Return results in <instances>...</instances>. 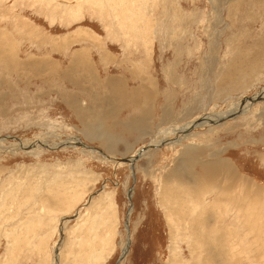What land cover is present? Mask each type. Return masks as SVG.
I'll return each mask as SVG.
<instances>
[{
  "label": "rangeland",
  "instance_id": "374dc122",
  "mask_svg": "<svg viewBox=\"0 0 264 264\" xmlns=\"http://www.w3.org/2000/svg\"><path fill=\"white\" fill-rule=\"evenodd\" d=\"M263 190L264 0H0V264H264Z\"/></svg>",
  "mask_w": 264,
  "mask_h": 264
},
{
  "label": "bare ground",
  "instance_id": "6f19581e",
  "mask_svg": "<svg viewBox=\"0 0 264 264\" xmlns=\"http://www.w3.org/2000/svg\"><path fill=\"white\" fill-rule=\"evenodd\" d=\"M78 143H81V142H79V140H78V142H77V144ZM75 146H76V144H75ZM76 147H78V146H76ZM193 150H191V149H184V151L183 152H181V154L183 155L182 156V158H190L191 157V160H194V158H192V155L190 156L189 154H191V152H192ZM197 152V151H196ZM195 152V150L193 151V153H196ZM190 156V157H189ZM193 157H195V155L193 156ZM129 163H133V161H130ZM212 164H214V165H212V166H214L213 168H211V169H209V168H206L205 166H202L203 167V172H204V175H207L208 176V180H209V182L210 181H212L213 183H216L217 185L218 184H220V188H221V183L219 182V174L221 175V171H222V175H221V178H222V176H223V179H224V184H227V188L226 189H224L225 190V192L227 193V194H229L230 193V191H231V188H230V184H228L230 181L228 180L229 178H233V179H236L237 181H239V182H242V183H247V184H251L250 182H246V181H244V180H242V178H238L237 176H235V172H234V169L232 168V166H231V164L228 162V161H223V162H219V163H217V162H211ZM209 164H210V162H209ZM187 165H188V162H187ZM133 166V164H131V167ZM205 178V177H204ZM206 179V178H205ZM207 180V179H206ZM222 181V180H221ZM211 183V182H210ZM217 185L215 186V188L217 187ZM252 185V184H251ZM219 186V185H218ZM198 187V186H197ZM212 187H214V186H212ZM211 187V188H212ZM210 188V187H209ZM256 188V187H255ZM205 189V188H204ZM219 189V188H218ZM208 190V189H207ZM256 190V189H255ZM259 190V189H258ZM257 190V191H258ZM208 192V191H207ZM263 192H264V190H263ZM187 193H189V192H187ZM223 195H225V196H227V194H225L224 192H221ZM261 193V192H260ZM259 193V194H260ZM262 194V193H261ZM192 195V194H191ZM202 195V194H201ZM221 196V195H220ZM263 196H264V193H263ZM200 200H201V197H200ZM224 202V201H223ZM228 204V203H227ZM203 210V209H202ZM219 221V220H218ZM222 221V220H221ZM226 221V220H225ZM209 224H210V222H209ZM204 225V224H203ZM111 246V245H110ZM94 247V246H93ZM88 261V260H87ZM100 261V260H99ZM94 262V261H93ZM99 264V263H98Z\"/></svg>",
  "mask_w": 264,
  "mask_h": 264
},
{
  "label": "water",
  "instance_id": "95a60500",
  "mask_svg": "<svg viewBox=\"0 0 264 264\" xmlns=\"http://www.w3.org/2000/svg\"><path fill=\"white\" fill-rule=\"evenodd\" d=\"M127 216V215H126Z\"/></svg>",
  "mask_w": 264,
  "mask_h": 264
}]
</instances>
